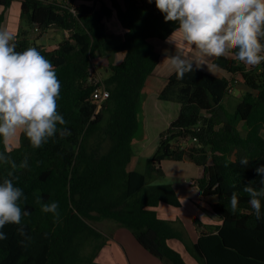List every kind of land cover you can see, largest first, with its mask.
Listing matches in <instances>:
<instances>
[{
	"label": "trees",
	"instance_id": "1",
	"mask_svg": "<svg viewBox=\"0 0 264 264\" xmlns=\"http://www.w3.org/2000/svg\"><path fill=\"white\" fill-rule=\"evenodd\" d=\"M13 1L0 0V28H4V10ZM77 1L19 0L16 50L35 47L55 67L61 84L57 111L72 135L51 138L39 149L19 133L13 147L0 138V152L17 164L28 157L29 167L16 170L19 180L14 183L27 196L21 207L31 214L22 218V224L32 237L22 247L17 225H6L0 264H110L96 257L120 227L130 230L162 264H189L169 243L172 238L179 239L198 264H264V218H255L242 191L250 181L260 186L255 169L264 165V63L249 67L231 56L213 58L231 78L204 69L183 80L170 73L158 97L178 102V115L159 133L146 170L129 168L146 82L161 58L152 39L165 41L175 25L164 22L154 0L151 4L147 0ZM113 15L124 30L116 37L107 30ZM49 28L64 32L54 48L35 41ZM118 52H124L122 61H109L103 69L109 74L100 76L94 60ZM236 81L243 91L231 113L223 100ZM100 83L110 94L98 104L92 93ZM245 156L249 164L241 166ZM164 159H187L202 167L199 188L203 196H216L211 207L220 223L203 224L195 218L194 224L203 226L195 241H188L179 221L158 215L156 207L162 202L181 205L172 183H152L153 175L164 174ZM9 170L10 165L0 163V183ZM233 191L239 197L236 213L230 209ZM38 197L42 202H58L59 222L40 211L35 203ZM104 220L113 222L110 234L90 222Z\"/></svg>",
	"mask_w": 264,
	"mask_h": 264
},
{
	"label": "clouds",
	"instance_id": "2",
	"mask_svg": "<svg viewBox=\"0 0 264 264\" xmlns=\"http://www.w3.org/2000/svg\"><path fill=\"white\" fill-rule=\"evenodd\" d=\"M147 2L151 4L153 0ZM154 3L164 22L175 25L165 40L175 51L167 54L162 63L178 80L198 69L212 74L218 67L211 63L213 58L231 56L249 67L264 63V0H154ZM16 47L14 34L0 28V138L11 141L19 133L33 149H39L51 138L71 136L67 121L57 111L61 84L55 67L35 47L23 51H17ZM0 163L10 165L0 183V241L7 239L3 232L5 226L14 224L21 237L18 243L25 247L32 237L22 224V218L31 213L22 209L21 202L26 201L27 196L14 181L19 180L15 174L18 168L29 167L28 157L17 164L9 154L0 152ZM248 164L246 156L241 158V166ZM224 166L228 167L229 162ZM255 171L261 177L260 186H255L257 181H250L242 191L249 198L255 218L260 220L264 218V165ZM35 203L42 213L53 215L54 223L59 222L58 202H42L38 197ZM238 205V194L233 191L230 197L233 213Z\"/></svg>",
	"mask_w": 264,
	"mask_h": 264
},
{
	"label": "rangeland",
	"instance_id": "3",
	"mask_svg": "<svg viewBox=\"0 0 264 264\" xmlns=\"http://www.w3.org/2000/svg\"><path fill=\"white\" fill-rule=\"evenodd\" d=\"M121 2L123 0H120ZM80 0L76 2L79 3ZM2 10V7H0V11ZM5 21H4V28L7 30H14L18 25H20V16H19V0H14L12 5L5 9ZM23 25L25 24V21H22ZM118 26V29H117ZM120 28V29H119ZM107 30L109 33H113V35L116 37V35H122V32L124 31L123 28L119 25L117 18L115 15H113L108 21H107ZM32 35H36L35 31H32ZM64 38V32L58 28H49L46 33H44L41 37H38L35 39L37 44L44 43L46 48H54L62 39ZM152 42L155 44L157 50L161 53V58L159 64L156 66L154 72L149 76L148 81L146 82L145 86V103L143 107V114L140 115V121L141 126L138 132L135 135L134 141H133V151H134V158L129 163V168H135L139 171L144 172L146 170L147 160L149 157H151L154 152L157 149L158 142H159V133L167 128L169 124L166 126L167 122L172 121L179 112L178 107L180 105L175 101H169L160 99L157 97V93L160 92V89L162 87L161 80L166 79V77L170 74L167 70L166 64L162 63L165 59V56L167 54L174 53L175 49L172 47V45L166 44L165 41L160 40L158 38H153ZM186 54L190 55L187 49L184 50ZM114 54H110L103 57H98L94 60L95 65H97L98 74L100 76L108 75V71L103 70L109 63V61H115L114 60ZM115 57H120V60L124 57V52H119L115 54ZM211 63L212 60H211ZM102 71V73H101ZM99 75H94V77H97L96 79H100ZM229 78L232 77V74H228ZM236 78H239V75H234ZM237 84V81L232 87V90L224 97L223 104L227 107L229 112L233 113L235 109V105L240 99L241 91L239 88H237L235 85ZM141 114V111H140ZM152 118V123L150 126L145 127V123L149 122ZM144 122V124H143ZM147 128V129H146ZM243 133H245V130L241 129ZM264 134V130H263ZM18 136V134H17ZM16 136V138H17ZM7 141V144L9 147L16 146L15 141L17 139ZM158 139V140H157ZM144 140L146 142H144ZM161 167L163 169L164 174L162 176L153 175L152 176V183L155 184H163V183H179V187L182 186L181 181L182 179H186V183L190 187H197L193 186L190 183L191 177H195L196 174V164L192 163L190 161L185 160H172V159H164L161 162ZM198 174V172H197ZM188 180V182H187ZM190 183V184H189ZM165 204V203H163ZM187 204V203H186ZM171 207L173 212H176L175 206L166 204L165 206ZM190 212H193V209L190 207L187 208ZM187 214V212H185ZM200 216H203L202 214ZM190 217V216H189ZM197 219L203 223L198 217ZM176 221H179L181 224L180 227L184 231V235H187L188 241L193 238L192 233L194 230H191V232H188L186 229V225L180 220V218H176ZM194 222V220H192ZM94 226L98 227L101 230H106L110 234L114 227H112L113 222L112 221H102V222H94L90 221ZM205 224V223H203ZM114 226V225H113ZM202 226V225H201ZM199 227V224H195V228ZM194 228V229H195ZM127 229V228H125ZM192 229V228H191ZM126 233H129V237L123 236L122 237V245L117 243L116 241L113 242L110 246H104L102 250L99 251V255L96 257L97 261H101L104 263H115V264H158V258L154 255L150 254L148 251H146L134 238L132 232L130 230H125ZM107 234V233H106ZM193 240V239H192ZM173 245L177 248L178 242H174ZM185 247V246H184ZM91 246L85 248V253H88L90 251ZM186 249V248H185ZM185 255L186 250H181ZM190 258V256L188 255ZM186 260L189 264H198L194 263L193 261H188L187 257Z\"/></svg>",
	"mask_w": 264,
	"mask_h": 264
},
{
	"label": "crops",
	"instance_id": "4",
	"mask_svg": "<svg viewBox=\"0 0 264 264\" xmlns=\"http://www.w3.org/2000/svg\"><path fill=\"white\" fill-rule=\"evenodd\" d=\"M19 16H20V12H19ZM3 26H4V24H3ZM117 29H118V26H117ZM17 30H18V27L16 29H14V30H10V32L15 35L17 33ZM113 57H114V60L115 61H112V62H114V63H118V62L122 61V60H120V57H118V58L115 57V54H114ZM204 70H206V69H204ZM212 74H215V75H218V76H226V77H229V75H228L229 73L226 72L223 69H220V68L214 69ZM161 81H162L161 84H162V87H163L164 84H165V79H163ZM238 85L239 86H236V87H238L240 91H243V89H242L243 87L241 86V83L238 84ZM158 95H159V92L157 93V97H158ZM144 103H145V100H144ZM143 107H144V104H143ZM178 108H180V107H178ZM142 114H143V111H142ZM170 122H167L166 123V126L168 124H170ZM151 123H152V118H151V120L149 122L145 123V127L150 126ZM143 124H144V122H143ZM262 135L264 136L263 131H262ZM144 142H146V141L144 140ZM184 160L185 161H189L187 159H184ZM196 167L197 168H196L195 177H191V179H194V180H197L198 181V179L203 176V168L200 167V166H197V165H196ZM197 172H198V174H197ZM185 180L186 179H182V181H181L182 186L181 187H179V183L178 184L177 183H175V184L172 183L174 185V187H175L176 192L178 193V195H179V197L181 199V205L180 206H175V208H176L177 211L176 212H173V210L171 209V207H169L168 205L165 206L167 203L163 204L164 202L160 203L156 207V209H157L158 215L161 216L162 218H166L168 220H173V221L176 218H180V220L186 225V227H187L186 229L187 230L189 229L188 232H191V230H194V232L192 233V235H193V238L192 239L193 240L192 239L191 240L192 241H195L197 239V237H198V233H199L200 229H202L203 226H199V227L195 228V224H194V222L192 220H194L195 218L198 217L205 224H218V223H220V220L213 214L212 207H211L212 204L217 199H216V196H214V195L213 196H207V197L206 196H203L202 191L199 188L198 182L197 183H194V184H191V185H193V186H196L197 185L199 189H197V187H190L186 183ZM187 182H188V180H187ZM189 207L191 209H193V212H190L187 209ZM185 212H187V214H185ZM201 214L203 216H200ZM125 230H127V229H125L123 227H120V228L115 229L114 230V233H113V237L107 241V244L105 246H110L111 244H113L114 241H116L117 243L121 244V246H123L122 245V242H121L122 241V237L123 236H127V237L130 236L129 233H126ZM175 241L178 242L177 249L183 254L184 258L186 259V257H187L188 261H190V262L193 261L195 263L196 262L195 259L187 251H186V253H188V255L190 256V258L188 257L187 254L185 255L181 251L183 249L185 251L186 249H185L183 243L179 239L172 238V239L169 240V243L173 247H175L173 245V243ZM110 264H115V263H110ZM158 264H162V263L158 260Z\"/></svg>",
	"mask_w": 264,
	"mask_h": 264
},
{
	"label": "built area",
	"instance_id": "5",
	"mask_svg": "<svg viewBox=\"0 0 264 264\" xmlns=\"http://www.w3.org/2000/svg\"><path fill=\"white\" fill-rule=\"evenodd\" d=\"M109 94L110 91L106 85L104 83H100V85H97V87L93 90L92 96L98 102V104H100L109 97ZM205 115H208V113H205ZM195 129L198 128L196 127ZM193 140H196V137H194ZM191 183H194V181L191 180Z\"/></svg>",
	"mask_w": 264,
	"mask_h": 264
}]
</instances>
